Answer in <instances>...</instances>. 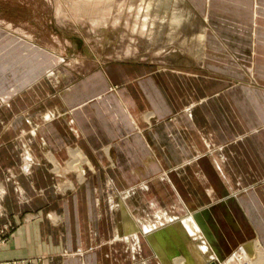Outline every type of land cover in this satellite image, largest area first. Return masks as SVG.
I'll use <instances>...</instances> for the list:
<instances>
[{
    "label": "crops",
    "instance_id": "crops-1",
    "mask_svg": "<svg viewBox=\"0 0 264 264\" xmlns=\"http://www.w3.org/2000/svg\"><path fill=\"white\" fill-rule=\"evenodd\" d=\"M189 1L197 68L47 79L54 57L0 36V262L264 264V0Z\"/></svg>",
    "mask_w": 264,
    "mask_h": 264
},
{
    "label": "rangeland",
    "instance_id": "rangeland-1",
    "mask_svg": "<svg viewBox=\"0 0 264 264\" xmlns=\"http://www.w3.org/2000/svg\"><path fill=\"white\" fill-rule=\"evenodd\" d=\"M207 26L189 0H0V36L11 33L14 42L34 43L46 57H54L57 62L47 79H53L55 71L77 78L108 63L152 64L160 69L192 63L197 68ZM204 68L216 72L211 65ZM16 192L23 198L19 188ZM0 209L2 218L8 217ZM14 226L7 220L0 237L5 233L9 237Z\"/></svg>",
    "mask_w": 264,
    "mask_h": 264
},
{
    "label": "bare ground",
    "instance_id": "bare-ground-1",
    "mask_svg": "<svg viewBox=\"0 0 264 264\" xmlns=\"http://www.w3.org/2000/svg\"><path fill=\"white\" fill-rule=\"evenodd\" d=\"M78 159V158H77ZM75 161H76V159H75ZM74 162V161H73ZM150 164V159H148L147 161H145V165L146 166H148ZM145 171V166H143V167H141L140 169H138V172H139V174H142V172H144ZM82 180V179H81ZM187 209V208H186ZM166 213H168V212H160V213H158V221L159 222H164V220L165 219H163V217L164 218H166V219H174L173 217H170V215L168 216ZM159 222H157V223H155V224H147L146 225V233L148 234L149 232H151V231H153V230H155V229H157L158 228V225H159ZM176 222V221H175ZM173 224V223H172ZM176 226V225H175ZM180 226V225H179ZM165 227V226H164ZM176 228V227H175ZM182 228V227H181ZM165 229V228H164ZM167 229V228H166ZM169 229V228H168ZM161 231H163L162 229H160ZM170 230H171V228H170ZM180 230V229H179ZM175 232H176V230H174ZM126 232L127 233H132L133 234V230H131L130 229V227L128 226V223H126ZM163 232H165V231H163ZM173 232V231H172ZM181 232V231H180ZM158 233H159V230H158ZM166 233V232H165ZM174 233V232H173ZM150 234V233H149ZM175 234V233H174ZM169 235H170V233H169ZM167 236V235H166ZM172 236V235H171ZM159 237V236H158ZM207 247V246H206ZM181 264H188L187 262H182Z\"/></svg>",
    "mask_w": 264,
    "mask_h": 264
},
{
    "label": "built area",
    "instance_id": "built-area-1",
    "mask_svg": "<svg viewBox=\"0 0 264 264\" xmlns=\"http://www.w3.org/2000/svg\"><path fill=\"white\" fill-rule=\"evenodd\" d=\"M3 229H4V232H6L5 229H8V227L5 225ZM7 238L8 237H7V234L6 233L3 235V237H0V247H2L5 244ZM0 264H9V263L0 262Z\"/></svg>",
    "mask_w": 264,
    "mask_h": 264
},
{
    "label": "water",
    "instance_id": "water-1",
    "mask_svg": "<svg viewBox=\"0 0 264 264\" xmlns=\"http://www.w3.org/2000/svg\"><path fill=\"white\" fill-rule=\"evenodd\" d=\"M213 264H216V263H213Z\"/></svg>",
    "mask_w": 264,
    "mask_h": 264
}]
</instances>
